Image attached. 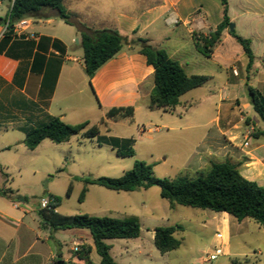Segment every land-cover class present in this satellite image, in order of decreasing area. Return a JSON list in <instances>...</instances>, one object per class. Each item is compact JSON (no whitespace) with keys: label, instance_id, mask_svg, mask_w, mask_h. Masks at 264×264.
<instances>
[{"label":"crops","instance_id":"obj_1","mask_svg":"<svg viewBox=\"0 0 264 264\" xmlns=\"http://www.w3.org/2000/svg\"><path fill=\"white\" fill-rule=\"evenodd\" d=\"M13 2L0 0V155L25 145L23 141L26 133L52 118L59 117L67 123L69 118L85 119V97L87 87L90 86L85 72L84 53L80 54L76 49L81 47L78 30L52 12H48V18H28L23 20L26 23L22 27L15 23L8 29ZM64 5L91 29H116L129 40L146 39L153 47L164 49L168 54V48H171L170 57L184 50L183 39L189 37L194 43L191 35L194 30L208 35L223 19L220 0H64ZM229 16L237 34L252 41L255 55L253 67L247 72V59L241 65L247 75L241 78L243 75L240 76L234 66L235 63L240 64L239 59L222 48L223 40L234 44L235 38L229 30L223 32L221 42L209 59L218 62L220 70L224 69L228 74L229 68L233 67L237 78L229 75L228 85L237 88L242 79L246 78V82H250L264 95V32L261 34L264 0H229ZM57 19L62 26L58 29L57 26L53 27L55 32L52 33L48 26L54 25ZM162 20L168 24L179 23L180 31L175 30L174 34L164 32L158 26ZM220 45L222 47L219 48ZM219 50L221 56L216 59L215 54ZM152 77L154 80V69L147 65L146 58L136 52L129 53L124 48L93 77L91 93L109 110L113 107L134 106L135 117L140 109L147 107L154 84L150 89L146 85ZM232 101L238 104L236 108L240 116L232 118L229 113L222 122L221 112L225 105H218L217 115L212 119L216 129L206 136L197 157V166L202 169L212 161L230 159L238 164L239 170L244 167L255 171L249 177L244 176L240 170L245 178L264 187V137L253 135L264 129V121L262 126L258 125L255 118L249 115L253 109L250 101L243 104L237 97L229 101V94L223 92L222 102ZM231 104L228 106L232 110ZM244 109L249 111L246 113ZM85 121L90 123L88 119ZM242 121L245 127L244 141L236 143L238 135L234 131L238 130V124ZM221 137H224L227 145L221 142ZM245 142H248V146L244 145ZM0 174L7 176L1 169V163ZM6 199L17 209V204L23 202ZM39 209L40 206L34 213L22 209L17 219L9 211L0 209V264H57L61 256L59 243L55 250L48 243L55 238L54 230L42 225L38 216ZM217 213L215 215L224 221L222 228L217 231L223 234V239L219 241L227 243L238 220L226 212ZM34 214L38 216L37 220L34 219L36 229L27 221ZM70 230L84 238L74 240V245L78 244L82 249L84 246L92 247L90 259L94 264L91 256L97 251L89 230ZM111 255L113 257L112 251ZM100 262L101 257L97 264Z\"/></svg>","mask_w":264,"mask_h":264},{"label":"rangeland","instance_id":"obj_2","mask_svg":"<svg viewBox=\"0 0 264 264\" xmlns=\"http://www.w3.org/2000/svg\"><path fill=\"white\" fill-rule=\"evenodd\" d=\"M56 26V29L62 26L59 19L54 25L48 26V29L53 33L55 29H52ZM158 26L167 33L180 31L179 23L168 24L162 20ZM261 32H264L263 22ZM191 35L193 38V35L204 34L194 30ZM187 38L182 40L185 44L184 50L171 57L177 59L189 74L211 77L206 84L181 96L180 104L170 113L143 107L134 118L118 121L109 119L106 127L101 128V134L94 139L84 138L80 133L72 136L68 142L60 144L46 139L35 150H29L22 145L10 152L5 151L0 155V163L7 176L0 174V187L11 188L27 199L18 203L17 209L0 195V209L9 211L13 218L17 219L22 209L34 213L42 198L53 195L60 198L57 211L63 215L88 214L113 218L135 216L141 224L138 238L107 240L112 246L111 251L117 264H264V227L251 219L236 221L232 237L227 243H222L216 237V232L222 228L224 221L215 215L218 214L215 211L182 205L171 208L170 203L161 198L158 186L126 192L113 191L85 182L86 179L100 177L119 178L131 170L138 160L152 165L158 178L192 176L200 169L197 166V157L206 136L216 129L212 119L217 115L218 105H225L221 112L222 122L229 113L232 118L240 116L235 101L222 102L223 92L229 94V101L237 97L245 104L250 101L247 89L252 84L246 82L245 78L237 88L228 85L229 75H237L233 67L229 68V74L224 69L220 70L218 62L200 54L194 43ZM223 42L224 47H218L227 49L239 59L240 64L235 63L234 66L239 75H243L241 78L246 77L247 72L241 65L245 64L247 56L241 45L236 40L234 44L226 40ZM127 46L125 51L131 53L132 49ZM76 49L80 54L83 52L81 47ZM168 51L169 54L172 53L171 48H168ZM220 56L219 50L215 58L219 59ZM148 82L146 87L150 89L154 84L153 77ZM85 101L83 116L90 121V126L99 125L102 119H106L109 109L99 104L89 85ZM229 104L232 110L229 109ZM243 111L247 113L249 110ZM249 115L262 126V119L253 109ZM85 119L69 118L67 121L68 124H79ZM247 123L249 125L250 121ZM244 129L242 121L238 124V130L234 131L238 135L236 143H243ZM253 135L255 136V132ZM221 142L226 144L224 137H221ZM129 148L134 150L133 156L118 155L119 150L127 151ZM240 170L244 176L251 177V172L255 173L252 169L247 170L244 167ZM70 186L72 191L69 193ZM85 187L88 190L81 201ZM34 219H38L35 214L27 221L36 229ZM176 225L184 228L175 234L176 238L181 240V246L177 250L162 254L154 244V230L157 227ZM47 233L49 234L48 231ZM54 236L48 243L54 250L59 243V253L62 257L60 260L69 264H86L73 250V241L84 238L73 233V230L54 231ZM219 245H222L226 254L208 261L207 257ZM81 251L80 246L79 252ZM91 257L94 264L99 262L97 252Z\"/></svg>","mask_w":264,"mask_h":264},{"label":"trees","instance_id":"obj_3","mask_svg":"<svg viewBox=\"0 0 264 264\" xmlns=\"http://www.w3.org/2000/svg\"><path fill=\"white\" fill-rule=\"evenodd\" d=\"M220 1L223 7V19L215 30L208 35H193L196 49L206 58L211 57L215 47L221 42L223 32L229 30L232 23L229 16V0ZM48 12H52L66 24L74 26L80 33L85 72L91 87L92 79L99 69L115 58L127 44L132 52L143 55L147 65L154 69V87L147 104L150 110L171 111L180 104L181 96L203 86L210 80V77L205 75H189L178 60L171 58L164 49L153 47L146 39L129 40L116 29L89 28L68 11L64 0H14L9 14L8 29H11L13 24L28 18H48L50 16ZM229 33L241 45L248 59L246 70L251 71L255 59L251 39L237 34L236 30H229ZM247 90L254 111L264 121V95L253 86H248ZM134 115V106L113 107L107 112L106 119H102L99 125L94 126H90L88 121L68 124L59 117H55L28 131L23 143L29 150H35L46 139L60 144L68 142L72 136L80 133L84 138L94 139L101 134V128L106 127L107 120L131 119ZM255 137H264V129L256 131ZM118 155L133 156L134 150L132 148L127 151L119 150ZM85 182L113 191L126 192L158 186L161 198L167 200L171 208L182 205L226 212L238 221L248 218L264 227V187L245 178L238 165L230 160L212 161L192 176L181 175L174 179L156 177L152 165L138 160L131 170L119 178L100 177L86 179ZM87 190L85 187L81 201L84 200ZM71 191L72 186L69 188V193ZM0 195L13 202L27 199L16 194L14 190L4 187H0ZM51 197L56 199L55 208L57 209L60 205V198L53 195ZM38 216L44 227H50L54 231L89 230L96 251L101 257L100 264H117L111 255V246L106 243L107 240L136 239L141 232L140 221L135 216L124 218L88 214L67 216L45 209H39ZM183 230L181 225L157 227L154 244L158 251L166 254L177 250L181 246V240L176 238L175 234ZM91 251V246H84L82 251L77 253L81 260L92 264ZM60 258L61 256L58 257L57 262Z\"/></svg>","mask_w":264,"mask_h":264},{"label":"built area","instance_id":"obj_4","mask_svg":"<svg viewBox=\"0 0 264 264\" xmlns=\"http://www.w3.org/2000/svg\"><path fill=\"white\" fill-rule=\"evenodd\" d=\"M25 23H26L25 21L18 22V26L22 27L23 25H25ZM244 145L248 146V142H245ZM56 203H57L56 199L54 197L50 196L48 198H42L40 200L39 206H40V209H45V210H49V211H57V209L55 208ZM216 237L219 240H222L223 234L220 232H217ZM73 250L75 252H79L80 246L78 244H75L73 247ZM222 254H224L223 249H222V245H219L218 247H215V251L207 257V260L208 261L209 260H212V261L216 260Z\"/></svg>","mask_w":264,"mask_h":264},{"label":"water","instance_id":"obj_5","mask_svg":"<svg viewBox=\"0 0 264 264\" xmlns=\"http://www.w3.org/2000/svg\"><path fill=\"white\" fill-rule=\"evenodd\" d=\"M229 30L230 31H234L235 30V24L234 23L230 24ZM57 264H67V263L65 261H63V260H60V261L57 262Z\"/></svg>","mask_w":264,"mask_h":264}]
</instances>
